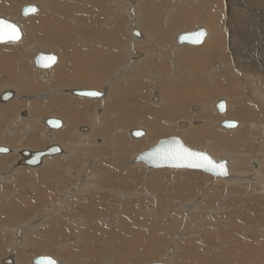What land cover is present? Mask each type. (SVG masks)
Returning <instances> with one entry per match:
<instances>
[{"label":"rangeland","instance_id":"obj_1","mask_svg":"<svg viewBox=\"0 0 264 264\" xmlns=\"http://www.w3.org/2000/svg\"><path fill=\"white\" fill-rule=\"evenodd\" d=\"M14 1L16 3L14 15L9 14L5 6L0 7V16L15 21L23 30V36L20 41L16 43H0V50L2 51L0 52L4 53L3 56L0 57V66L2 67H0V91L7 87L10 89L17 87L15 88L17 89V93H15L16 96L12 100L7 103L0 101V133L4 130L3 133L6 135L11 131V133L15 134L14 136L12 134L7 135V137L4 138V142L12 145V149L16 150L11 153L13 158L10 161L15 159L16 163H18V161L21 162V149H29L32 151L44 149L59 141L60 144H65L67 140L70 141L71 144H67V147L70 148V151L74 152H72L73 154L70 153V155L72 154V159L60 158L59 160L62 162L64 160L63 164L68 165V169L65 173H62L59 168V171L53 172L52 175L49 174L45 177L44 175H46L47 171L41 172L42 170L38 168L42 164V161L37 167H29L21 163L22 168H19L14 173H12L8 166L0 170V178H8L7 180L13 179L14 176H20L19 178L26 180L29 179L28 172L38 173L36 179L40 180L38 181L40 185L34 187L30 181L25 187L19 186L20 189L24 191L21 193L22 198L20 197V200L16 203H19L20 207H26L29 206L30 203H34L35 198L37 200L35 204L38 206L37 212L41 210L43 221L46 217L50 218V216H52L51 219H49V223L43 222L41 225L39 219L31 217L26 228L30 229L32 225H34L33 228H36L37 234L31 233L27 235V233L22 230L21 233H24L25 236L24 238L22 237L21 241H18L16 245H14L15 242L14 244L12 243L14 241L13 239L6 240L11 243V252L12 249H16L20 244L22 245L21 250H24L25 245L26 248L30 246L29 241L35 238L36 240H43V238L40 239L37 236L48 234L50 236L47 235V240L42 241L41 247L37 244H32L30 248L24 250L27 255H29L32 250V253H37L44 250H54L56 248L65 249L67 246H70L71 250L72 246H78L79 249L84 251L83 245L85 244L82 243L85 241L89 245L86 244V249L94 246H96L98 250L103 251L105 249H111V251L112 249H118L120 257L123 256L121 260L123 264L145 263L144 256L137 253L145 249L142 253L143 255L148 245H150L149 248L153 251L149 254L151 257L146 258L148 260L161 257L160 259H155V261L164 260L163 262H172L173 264H264V187L261 181L256 180L257 178H264V104L259 100L260 96L258 95L262 94V98L264 99V60H262L263 58L260 50H258V52H251V49L260 36L264 41V29H259V31L255 29L258 24H261V26L258 25L259 27H264V17L262 15V21H260L261 19L258 16V18L254 19L253 16L249 14L247 17H244V20L242 16H238L239 13L235 12V9L241 8L240 4H242L244 8L248 5L250 8L252 7L254 10L258 9V11L264 14V5L251 4L246 0H200L206 2L205 12L208 10L212 11V16L209 17L210 20L205 24L206 14L200 15L197 19L195 18L194 22H189L187 18L195 15L196 10L189 6L186 7V4H183L181 1L178 2V0L174 2H171L172 0H125L128 5L132 2L129 8L130 13L127 11V8L124 12L125 15H123L122 10L115 8L116 4L113 1L111 3V0H103L102 3L100 2L102 0ZM248 1L250 2V0ZM34 2H41L44 4L42 6L45 7L43 9L46 10L44 12V14L46 13L45 16L57 17L53 20L55 23L62 19L61 22H63V25L62 23L60 25H53L51 23L53 21L49 23L50 25L48 23L46 24L44 22L45 20H41L43 14L42 9H39V12L37 11L31 16H21L19 13L20 6L25 3ZM109 3H111L112 6ZM198 5H200V7L202 6L200 3H198ZM92 7L93 10H91ZM52 10H62L63 12L58 16H53L52 12H50ZM69 10H72L74 13ZM37 13L40 14L38 15ZM135 16L136 18H142V23L138 22L135 24L136 27H134L141 33V37L143 36L142 38H135L128 28V25H131L129 23ZM176 16L180 19L184 18L187 21L176 24V27L168 26L167 24L173 19H176ZM145 21L148 22L149 25L143 28L142 25ZM236 22H238V24H236ZM115 23H120L117 33L118 35L120 34L121 37H119L118 42L115 40L113 43H106L102 34L108 37L115 34L117 28ZM131 23H133V21ZM198 25H208V28L211 30H208V37L205 43L210 36L213 35L214 41L211 43V51H217L218 49L216 48L220 47L221 49H219L226 55L227 60L221 55L215 56L208 60L207 69L204 68L205 61H202V58L195 55L197 53H194V57L187 55L184 60L177 59L176 62L172 61V63H174V65L176 64L178 67L176 68L178 71L176 74L178 75L176 76L175 87L173 82L170 84L168 82L171 80L168 78V75H170L171 71L173 72L174 69L170 60L171 49L176 50L180 48V54L185 55L191 53L196 48H201L205 43L197 46L176 44L174 36L177 32L192 30ZM246 25L249 29L254 30V35L250 34L251 32L247 30ZM254 25L255 27L253 28ZM87 27L89 29H87ZM233 27L237 28L233 29ZM67 29L72 30L67 31ZM148 29L154 32H148ZM156 29H160L162 32L164 30L167 31L168 41L164 48L162 47L164 44L161 42H158L157 45L153 42L155 41L154 37L158 36V31H155ZM168 31L170 32L168 33ZM106 32L108 33L105 34ZM256 33H258L259 36ZM31 34L34 36L30 38ZM247 34H250L251 37L246 36ZM162 36L164 35L162 34ZM162 36L160 35L158 37L162 38ZM80 37L81 40H79ZM129 37L131 38L132 44L134 43L133 46L135 44L136 46H131L130 48L127 46L126 40H129ZM92 38H96V40L99 38V40L95 42ZM147 38L149 39L147 40ZM244 38H246V40ZM111 39L112 38L109 37L107 40L111 41ZM259 40L261 45H263L264 42L261 39ZM102 41L103 43H101ZM98 42L100 44H98ZM25 43L26 45H24ZM94 44H96V48L91 49L90 47ZM147 46L161 47L159 49L160 52L158 51L156 53L157 55L155 53L152 54L151 57L150 53L152 47L149 48ZM38 51L56 52L58 54L57 63L53 65L51 70L46 72L45 75L31 62L30 56L34 53L35 56ZM135 52L141 54V57H130L129 53L132 55V53ZM7 53L10 56L8 58ZM177 56L182 57V55L179 54H177ZM15 57L18 58V60L11 61V59ZM190 59L194 62H192L193 65H197L199 70H202L204 79L202 82H198L197 86L189 90L187 87H182L187 86L185 83L184 85H180L177 81H179L178 79L180 78L186 77L187 82H193L191 81V75L193 74L192 71L194 70V66L191 64ZM94 60L96 62H94ZM228 60H230V64L234 67H232L233 71L235 70V73L231 74L233 76L222 73L224 65L229 63ZM13 62H15L16 65H14ZM18 62H20L19 66L17 65ZM161 62L164 63V65L160 64ZM253 62H256L255 64L257 65ZM246 63L247 66H243ZM249 63H253L258 68L254 71L255 76L251 77L252 79L247 75V69L251 66ZM140 66L144 67V70L138 77L135 72ZM168 69L171 71H168ZM131 70V73L124 75ZM236 71L239 72V74ZM23 77H28V81L26 80L24 82ZM250 79L251 82H248ZM127 80L129 84L125 83ZM238 80L240 83L237 84V82H239ZM243 83L245 87H243ZM260 83L262 85H260ZM5 84L10 85L7 86ZM240 84L242 86H240ZM250 84L254 86L257 85V87H252L253 85ZM69 87L104 89L107 93L104 99H83L86 100L85 105L84 103H80L78 98H73L71 95L69 96V94L60 91L61 88ZM143 88H145V91ZM182 88L185 90H182ZM137 90L140 91L138 92ZM253 90H256L257 93ZM114 91L118 93L112 94ZM119 91H121V93H119ZM45 92L48 93L46 97L42 96L46 94ZM123 92H127V94ZM120 94L122 95L121 100L119 97L121 96ZM114 95L116 97L118 96L119 101ZM218 97L227 100L228 105L231 104L226 112H219L214 107V100L218 99ZM160 98L162 100H160ZM60 99L62 100L60 101ZM170 100L176 102V107L179 106L178 109L176 108V113L169 112L166 108L164 111L162 109L168 106L167 102ZM66 101L68 102L66 103ZM46 103L53 104L57 112L55 110V112L37 111L39 105ZM181 103L182 105L184 104V110ZM66 106L69 111L66 110ZM69 107H72V109ZM62 110H65V114ZM128 111L130 112L127 113ZM48 115L55 117L59 115L64 119V123H66V127L60 132L57 131L58 133L54 134L52 139H50L51 135L45 137L40 134L43 130L45 131L43 118ZM13 118H15V121L10 129V122ZM223 119H234L238 121L239 128L234 134L239 131L242 137L235 139L226 138V134H228V136L232 135V131L230 133V130L225 129L229 131L225 134L220 131L223 129L218 127V122ZM18 120L22 122L20 125L18 124ZM182 120H184V122ZM148 124H150V126ZM152 124L155 126L157 125L158 130L154 129V127L151 126ZM32 125L35 128L33 133H31L33 136L26 133L28 128ZM186 125H188V127ZM82 126L87 127V129H82ZM135 127H142L145 129V135L139 138H133L129 130ZM13 128H15V131L17 130L18 133L13 132ZM151 129H154V133L149 132ZM212 130L213 132H211ZM53 133L55 132L52 131L50 134ZM61 134H64V136L58 137ZM11 135L13 137H11ZM171 135L179 136L187 145L193 148L206 150L214 158H219L218 156H221V153L223 154V150L234 152V156H236L237 160L235 163L237 164L236 172L238 175L240 174L236 177L238 179L234 182L237 185L234 184L229 190H227L228 187L225 186L222 191L218 190V188L223 187V182H215V179H213L214 177L200 170L187 169L181 172L179 169L173 168L154 169L147 168L142 164L137 166L134 165L133 167L129 165V161L132 160L134 154L148 148L154 144L158 138ZM19 139L22 140L21 143L18 142ZM208 140L210 142H208ZM9 149L11 148L9 147ZM6 158H8V156H6ZM55 158L56 157L49 156L46 162L53 161ZM69 165L73 167L71 168ZM255 165L258 167L257 169H255ZM48 166H51V164H48ZM57 166L60 167L59 163H57ZM153 172H157L161 179H156V177L153 176L155 175ZM179 173H188L190 176L186 177V180L190 178L192 183L197 182L198 184H203L206 181H214V183L211 184L215 188L214 193L216 196L214 195V198L208 196L203 200L199 198L201 196H195L194 198L196 199L198 210L189 213H186V211L184 212V210L180 208L183 206H179V204L185 203L186 198L192 196L194 192H189L188 186H185V184H183L185 186L184 188L182 184H176L177 181L174 183L175 174ZM149 175L155 179L150 180L151 177L149 178ZM58 176L60 181L58 180ZM159 176L157 175V178H159ZM234 176L235 174L232 175V177ZM252 176H255V179H251ZM81 177L85 179L83 178L79 181ZM48 178H53L59 182H57L58 185L54 183L55 186L53 187L54 190H58L57 192L51 191ZM62 180L64 181V185L61 183ZM45 183L46 185H44ZM82 183L84 185L89 183L93 186H89L90 188H83ZM70 184L72 186L69 187L68 190L71 192V195L68 194V191L62 194L64 187H68ZM76 186L83 189H78V191ZM237 186H239V188H237ZM12 188L16 187H10L9 189L12 190ZM196 188L197 187H195L194 190H196ZM86 189H92V192L86 195L87 191H89ZM98 191L102 192L98 193ZM225 192H228V194ZM55 193L58 194L56 195ZM222 193L225 194L223 195ZM99 194L100 196H98ZM220 195H227L229 199L227 198L224 202L221 200ZM60 196H63V200L59 198ZM14 197L15 195H13V198ZM89 199L91 201H89ZM54 200H56L57 207L63 206L64 210L60 212L67 214L65 219L66 224L59 230L53 229L54 224L58 221L56 220L57 215H55L56 210L53 211L55 203L52 202L48 205V207L51 208L43 209V206L47 204V202ZM210 209H214V212H209ZM191 210H194L193 207ZM32 213L35 214V212ZM92 213H97L101 216H96L100 219L96 221V225V217L92 218L91 223L92 226L93 224L94 226L93 228H89L87 214ZM148 213L149 215H146ZM68 217H70V219ZM191 220L196 221V226L191 223ZM72 221L76 224H83L86 230H82L78 227L80 233L70 235ZM179 224L180 226L177 227ZM68 226H70L68 231L70 237L64 239L63 237L67 235L66 229H68ZM60 236L63 240L61 241V245L57 246V242L53 237L58 239ZM90 242L91 244H89ZM163 248H166L165 251H162ZM170 248L171 252H169ZM160 251L162 252L159 254V257H157L156 253H160ZM11 252H9L10 255ZM76 252H73V254L76 255L75 258H79L80 256H78V253L80 252L78 250ZM152 254H154L155 257H153ZM70 255L74 256L72 254ZM56 257L58 258L57 255ZM104 257L103 261H106L107 257L112 260V256L110 255ZM88 260L91 259L88 258ZM26 262L29 263V260L25 261V263ZM149 262L150 261H148V263ZM59 264H61L60 261ZM145 264H147V262Z\"/></svg>","mask_w":264,"mask_h":264},{"label":"bare ground","instance_id":"obj_2","mask_svg":"<svg viewBox=\"0 0 264 264\" xmlns=\"http://www.w3.org/2000/svg\"><path fill=\"white\" fill-rule=\"evenodd\" d=\"M58 1V0H57ZM78 1H80V0H78ZM82 1V0H81ZM85 1H87V0H85ZM112 1L116 4H114L115 5V8H117V9H120V10H122L123 11V15H125V10L127 9V11L130 13V3H132V2H128L129 3V5L127 4V2H125V0H111V3H112ZM127 1V0H126ZM136 1V0H135ZM134 1V2H135ZM138 1V0H137ZM175 0H172L171 2H174ZM177 1V0H176ZM179 1H181L183 4H186L187 6L186 7H191L192 9H194V10H196V13H195V15H193L192 17H190V18H187V20L190 22V21H195V18L197 19L200 15H202V14H206L207 15V17L205 18V24L207 23V21L208 20H210V16H212L211 15V10H208L207 12H205L206 11V9H205V6H206V2L204 1V2H202V1H200V0H196V1H198V2H196L195 0H178V2ZM200 1V2H199ZM248 3H251V4H261V5H264V0H250V2L248 1V0H246ZM0 2H3V3H0V7H3V6H5L6 7V9H7V11H8V13L9 14H13L14 15V12H15V7H16V3H15V1L14 0H0ZM43 2V1H42ZM101 3L103 2V0L102 1H100ZM110 2V1H109ZM46 3V2H45ZM111 3H109V4H111ZM198 3H200L202 6L200 7V5H198ZM33 4H35L36 6H37V9H38V12H39V9H42V11H43V14H42V17H41V20L43 19V20H45L44 22L47 24H49L51 21H53L55 18H57V17H46L45 16V14H44V12L46 11L45 9H43V8H45V7H43L42 5H44V4H42L41 2H34ZM58 4V3H57ZM77 4V3H76ZM108 4V3H107ZM134 4V3H133ZM80 5V4H79ZM128 5V6H127ZM170 5V4H169ZM78 6V5H77ZM82 6H84V5H82ZM110 6V5H109ZM111 6H112V4H111ZM240 6H241V8L239 7V8H236L235 9V12H237V13H239L238 14V16H242V19H244L245 20V18L244 17H247V15H252L253 16V18L254 19H256V18H260L261 19V16L263 15V17H264V14L262 13V12H260V11H258V9L257 10H254V8H250L248 5H246L245 6V8H244V5H242V4H240ZM21 7V6H20ZM57 7V6H56ZM46 8H47V6H46ZM264 8V7H263ZM262 8V9H263ZM3 9V8H2ZM48 10H49V8H47ZM58 9V8H57ZM80 9V8H79ZM104 9V8H103ZM205 9V10H204ZM252 9V10H251ZM83 10H84V8H83ZM91 10H93V7H92V9ZM99 10H101V9H99ZM170 10V9H169ZM264 10V9H263ZM70 11V10H69ZM132 11V10H131ZM177 11V10H176ZM262 11V10H261ZM3 12V11H2ZM50 12H52V14H53V16H58V15H60V14H62V10H59V11H56V10H52V11H50ZM70 12H72V10L70 11ZM76 12V11H75ZM87 12V11H86ZM19 13H20V8H19ZM41 13V12H40ZM39 13V14H40ZM72 13H74V12H72ZM71 13V14H72ZM88 13V12H87ZM93 13V12H92ZM106 13V12H105ZM111 13V12H110ZM127 13V12H126ZM134 13V12H133ZM231 13H232V11H231ZM230 13V14H231ZM35 14V13H34ZM38 14V13H37ZM38 14V15H39ZM67 14V13H66ZM235 14V13H234ZM21 15V14H20ZM32 15V14H31ZM30 15V16H31ZM37 15V16H38ZM93 15H94V13H93ZM22 16V15H21ZM233 16V15H232ZM258 16V17H257ZM36 17V16H35ZM62 17V16H61ZM113 17V16H112ZM118 17V16H117ZM239 17V18H240ZM40 18V17H39ZM67 18V17H66ZM231 18H234V17H231ZM237 18V17H236ZM38 19V18H37ZM91 19V18H90ZM106 19V18H105ZM113 19V18H112ZM242 19H240V20H242ZM252 19V18H251ZM62 20V19H61ZM61 20H58L57 21V23H55L54 21L53 22H51L53 25H60L61 23H62V25H63V22H61ZM67 20V19H66ZM84 20V19H83ZM93 20V19H92ZM142 18L141 17H137L136 18V16H135V18L134 19H132L131 20V22L133 21V23H129V24H131V25H128V28L131 30V34L135 37V38H140L141 37V33H140V36H136L135 34H133V29H134V27H136L135 26V24H137L138 22H140V23H142ZM184 20V21H183ZM187 20H185L184 18L183 19H180V18H178L177 16H176V19H173L172 21H170V23H168L167 25L168 26H170V27H176V24H180V23H182V22H186ZM236 20V19H235ZM35 21V20H34ZM68 21V20H67ZM87 21V20H86ZM116 21H117V19H116ZM233 21V20H232ZM260 21H262V19L260 20ZM73 22H75V21H73ZM77 22H79V21H77ZM106 22V21H105ZM188 22V23H189ZM240 22V21H239ZM241 22H245V21H241ZM41 23V22H40ZM97 23V22H96ZM250 23V22H249ZM258 23V22H257ZM36 24V23H35ZM69 24H72V23H69ZM68 24V25H69ZM87 24V23H86ZM94 24V23H93ZM109 24H110V22H109ZM114 24V23H113ZM204 24V23H203ZM236 24H238V22H236ZM50 25V24H49ZM84 25V24H83ZM106 25V24H105ZM115 25H116V33L115 34H113V35H111V36H109L110 38H112L111 39V41L110 40H107L109 37L108 36H106V35H104V34H102V36L104 37V40H105V42L107 43V42H111V43H113V41H115V40H117V42H118V40H119V37H121L120 36V34L118 35V33H117V29L120 27L119 25H120V23L118 24V23H115ZM141 25V24H140ZM139 25V26H140ZM147 25H149L148 24V22H143V25H142V27L143 28H145V27H147ZM235 25V24H234ZM257 25V24H256ZM259 26H261V24H258ZM256 26V28L255 29H257L258 31H259V29H264V27L263 28H261V27H259V26ZM39 26H41V25H39ZM72 26V25H71ZM81 26V25H80ZM88 26V25H87ZM198 26H202V27H204L205 29H206V36H205V39L203 40V42L201 43V44H204L205 43V41L207 40V37H208V30H211V29H209L208 28V25H198ZM241 26V25H240ZM28 27V26H27ZM48 27V26H47ZM52 27H55V26H52ZM68 27V26H67ZM89 27V26H88ZM87 27V29H89ZM94 27V26H93ZM197 27V26H196ZM239 27V26H238ZM246 27H247V25H246ZM255 27V25L253 26V28ZM37 28V27H36ZM56 28V27H55ZM59 28V27H58ZM74 28V27H73ZM76 28V27H75ZM85 28V27H84ZM122 28V27H121ZM120 28V29H121ZM212 28V27H211ZM237 27H233V29H236ZM41 29V28H40ZM47 29V28H46ZM60 29V28H59ZM91 29V28H90ZM94 29V28H93ZM194 29V28H193ZM33 30V29H32ZM55 30V29H54ZM63 30V29H62ZM72 29H70V30H68L67 29V31H71ZM77 30V29H76ZM78 30H80V29H78ZM115 30V29H114ZM128 30V29H127ZM141 30V29H140ZM247 30L249 31V32H251L250 34H252V35H254V30L253 29H249V27H247ZM43 31V30H42ZM46 31V30H45ZM67 31H66V33H67ZM82 31H83V29H82ZM106 31V30H105ZM118 31H121V30H118ZM129 31V30H128ZM151 31V29H148V32H150ZM155 31H158V36H162V34L165 36H162V38L161 37H158V36H156V37H154L155 39V41H153L154 43H155V45H157V43L158 42H161L162 44H164V45H162V47L164 48L165 46H166V42L168 41L167 40V37H168V34H167V31L166 30H164L163 32L159 29V30H155ZM186 31V30H185ZM188 31V30H187ZM233 31V30H232ZM241 31V30H240ZM21 32H22V35H21V37L23 36V30L21 29ZM35 32V31H34ZM51 32V31H50ZM75 32V31H74ZM80 32V31H79ZM152 32H154V31H151V33ZM170 31H168V33H169ZM225 32V31H224ZM26 33H28V32H26ZM70 33V32H69ZM77 33V32H76ZM75 33V34H76ZM94 33V32H93ZM108 32H106L105 34H107ZM179 32H177L176 33V35L178 34ZM234 33H236V32H234ZM242 33V32H241ZM29 34V33H28ZM32 34H33V32H32ZM30 35V38L31 37H33L34 35ZM35 34V33H34ZM37 34V33H36ZM46 34V33H45ZM96 34V33H95ZM100 34V33H99ZM98 34V35H99ZM144 34V33H143ZM167 34V35H166ZM222 34V33H221ZM220 34V35H221ZM239 34V33H238ZM237 34V35H238ZM250 34H247L246 36H249V37H251V35ZM257 35H258V33H256ZM26 35V34H25ZM41 35V34H40ZM71 35V34H70ZM74 35V34H73ZM79 35H80V33H79ZM84 35V34H83ZM175 35V36H176ZM244 35V34H243ZM36 36V35H35ZM38 36V35H37ZM47 36V35H46ZM86 36V35H85ZM114 36V37H113ZM174 36V37H175ZM210 36V35H209ZM218 36V35H217ZM240 36V35H239ZM259 36V35H258ZM56 37V36H55ZM58 37H59V35H58ZM67 37V36H66ZM65 37V38H66ZM74 37V36H73ZM94 37V36H93ZM117 37H118V39H117ZM123 37V36H122ZM143 37V36H142ZM141 37V38H142ZM221 37V36H220ZM236 37V36H235ZM243 37V36H242ZM40 38V37H39ZM84 38V37H83ZM106 38V39H105ZM150 38V37H149ZM149 38H147V40L149 39ZM233 39H235L234 37H232ZM36 39V38H35ZM47 39H49V38H47ZM57 39V38H56ZM61 39V38H60ZM152 39V38H151ZM232 39V40H233ZM245 40H246V38H244ZM259 39H261L262 41H263V39H262V37L260 36V38ZM257 40V42H255V44H254V47L251 49V52L253 53L254 51H257L258 52V50H260V52H261V55H262V60H264V48H263V45H261V42H260V40ZM26 40V39H25ZM30 40V39H29ZM54 40V39H53ZM79 40H81V37L79 38ZM82 40H84V39H82ZM92 40L93 41H98L99 40V38H98V40H96V38L95 39H93L92 38ZM139 40V39H138ZM20 41V40H19ZM32 41V40H31ZM73 41V40H72ZM87 41V40H86ZM85 41V42H86ZM150 41V40H149ZM173 41V40H172ZM176 41V40H175ZM214 40H213V35H211L210 36V38L208 39V41L201 47V48H196V49H194L191 53H188V54H180V52H181V49L180 48H177L176 50L175 49H171L172 50V52H171V54H170V60H171V63H172V61H174V62H176V60L177 59H181V60H184V59H186L185 57L187 56V55H189V56H195V55H198L200 58H202V61H205V67L204 68H208L207 67V62H208V60L209 59H211V58H214L215 56H222V57H224L226 60H227V58H226V55L225 54H223L222 52H221V48L219 49V48H216V49H218L217 51H215V50H213V51H211V43L213 42ZM223 41V40H222ZM66 42H68V41H66ZM77 42V41H76ZM221 42V41H220ZM224 42V41H223ZM243 42V41H242ZM246 42V41H245ZM264 42V41H263ZM79 43V42H78ZM84 43V42H83ZM101 43H103V41L101 42ZM137 43V42H136ZM176 44H179V43H177V41L175 42ZM217 43V42H216ZM219 43V42H218ZM236 43V42H235ZM253 43V42H252ZM72 44V43H71ZM74 44H76V43H74ZM81 44V43H80ZM88 44H89V42H88ZM98 44H100L99 42H98ZM126 44H127V46H129V48L131 47V46H133V44H132V42H131V38L129 37V40H126ZM172 44H174V43H172ZM201 44H199V45H201ZM250 44V43H249ZM24 45H26V43L24 44ZM95 45L96 44H94L93 46H91L90 48L91 49H95L96 47H95ZM112 45V44H111ZM119 45V44H118ZM124 45H125V43H124ZM217 45V44H216ZM218 45H220V44H218ZM222 45V44H221ZM233 45V44H232ZM248 45V44H247ZM251 45V44H250ZM249 45V46H250ZM67 46V45H66ZM65 46V47H66ZM101 46V45H100ZM103 46V45H102ZM109 46V45H108ZM134 46H136V44L134 45ZM133 46V47H134ZM169 46V45H168ZM174 46V45H173ZM176 46V45H175ZM193 46V45H192ZM197 46V45H196ZM98 47H99V45H98ZM121 47V46H120ZM147 47H149V48H151V53H150V55H151V57H152V54H156L158 51L160 52V48L161 47H156V46H147ZM223 47V46H222ZM242 47V46H241ZM22 48V47H21ZM105 48V47H104ZM103 48V49H104ZM110 48V47H109ZM136 48V47H135ZM172 48V47H171ZM238 48V47H237ZM6 49V48H5ZM20 49V48H19ZM86 49V48H85ZM224 49V48H223ZM49 50V49H48ZM82 50V49H81ZM102 50V49H101ZM1 51V50H0ZM16 51V50H15ZM55 51V50H54ZM198 51V52H197ZM218 51H220V52H218ZM2 52V51H1ZM0 52V57L1 56H3V54L4 53H1ZM20 52V51H19ZM83 52H85V51H83ZM150 52V51H149ZM56 55H57V57H58V54L56 53V52H54ZM95 53V52H94ZM148 53V52H147ZM184 53V52H183ZM194 53H197V54H195L194 55ZM250 53V52H249ZM256 53V52H255ZM35 54V53H34ZM34 54L33 55H31L30 56V58H31V62H32V64H34ZM88 54V53H87ZM96 54V53H95ZM134 53H132V55H133ZM139 54V53H138ZM144 54V53H143ZM177 54H179V55H182V57H180V56H177ZM83 55V54H82ZM85 55V54H84ZM129 55H130V57H132V55H131V53H129ZM140 55V54H139ZM147 55V54H146ZM157 55V54H156ZM184 55V56H183ZM254 55V54H253ZM256 55V54H255ZM259 55H260V53H259ZM258 55V56H259ZM18 56V55H17ZM144 56H145V54H144ZM162 56V55H161ZM176 56H177V58H176ZM252 56V55H251ZM8 57H10L9 55H8V53H7V58ZM134 57V56H133ZM139 57V56H138ZM141 57V56H140ZM236 57V56H235ZM257 57V56H256ZM94 58V57H93ZM223 58V59H224ZM239 58H241V57H239ZM89 59V58H88ZM101 59V58H100ZM16 61V60H18V58H12L11 59V61ZM58 60V59H57ZM191 60V59H190ZM258 60V59H257ZM30 61V60H29ZM230 60H228V62H229ZM238 61V60H237ZM251 61V60H250ZM94 62H96L95 60H94ZM99 62V61H98ZM111 62V61H110ZM127 62V61H126ZM154 62V61H153ZM188 62H190V61H188ZM193 61L191 60V64L193 65V63H192ZM260 62V61H259ZM14 63V65H16L15 64V62H13ZM13 63H11V64H13ZM56 63H57V61H56ZM55 63V64H56ZM103 63V62H102ZM148 63H152V62H148ZM226 63V62H225ZM254 64L256 63V62H253ZM253 63H249L251 66H252V68H251V66H250V68H248L247 69V71H248V77H254L255 76V74H254V71L255 70H257L258 68L255 66V65H257V64H253ZM263 63V62H262ZM19 64H20V62H18L17 63V65L19 66ZM54 64V65H55ZM97 64V63H96ZM108 64V63H107ZM160 64H162V65H164V63H160ZM220 64V63H219ZM91 65H93V64H91ZM144 65V64H143ZM3 66V65H2ZM34 66H35V64H34ZM95 66V65H94ZM120 66V65H119ZM194 66V70L192 71V75H191V78H192V80L191 81H193V82H187L186 81V77L185 76H183V77H185V78H180V79H178L179 81H177L178 83H180V85H184V83H185V85H187V86H182V87H187V88H189V90L191 89V88H193L194 86H197L198 85V82H202V80L204 79L203 78V76H202V70H199V67H198V70H197V67L195 66V65H193ZM215 66V65H214ZM220 66V65H219ZM243 66H247V63L245 64V65H243ZM264 66V65H263ZM1 67V66H0ZM36 67V66H35ZM53 67V65L50 67V68H48V69H40V68H38V67H36V68H38L39 70H41L42 71V73L45 75L46 74V72H48L49 70H51V68ZM172 67L174 68L173 69V72L170 70V69H168V71L170 70L171 71V74L170 75H168V78H170L171 80L170 81H168L169 82V84L171 83V82H173V84L175 85V87H176V76L178 75V74H176V72H178L177 70H176V68H178L177 66H176V64L174 65V63H172ZM196 67V68H195ZM216 67V66H215ZM221 67V66H220ZM223 67V66H222ZM232 65L230 64V62L227 64V65H224V67L222 68L223 69V71H222V73H225L226 75H231V74H233V73H235L234 71H233V69H232ZM235 67H236V64H235ZM2 68V67H1ZM109 68V67H108ZM234 68V67H233ZM240 68H242V67H240ZM188 69V68H187ZM215 69V68H214ZM108 70V69H107ZM144 70V67H142V66H140V67H138V69H137V71L135 72L136 73V76H138L140 73L142 74V71ZM221 70V69H220ZM241 70V69H240ZM82 71V70H81ZM218 71V70H217ZM238 71V70H237ZM236 71V72H237ZM260 71V70H259ZM112 72V71H111ZM132 72V70L131 71H129V72H124L125 74L124 75H128L129 73H131ZM145 72V71H144ZM156 72V71H155ZM211 72V71H210ZM213 72V71H212ZM219 72H221V71H219ZM262 72V71H261ZM38 73H39V71H38ZM157 73H161V72H157ZM181 73V72H180ZM215 73V72H214ZM218 73V72H217ZM238 74H239V72H237ZM259 73V72H258ZM111 74V73H110ZM219 74V73H218ZM224 74V75H225ZM242 74V73H241ZM244 74V73H243ZM246 74V73H245ZM28 76V75H27ZM122 76V75H121ZM133 76H135V75H133ZM155 76V75H154ZM164 76H166V75H164ZM189 76V75H188ZM231 76H233V75H231ZM264 76V75H263ZM132 77V76H131ZM139 77V76H138ZM152 77V76H151ZM243 77V76H242ZM247 77V76H246ZM136 78V77H135ZM217 78V77H216ZM222 78V77H221ZM257 78V77H256ZM27 79H29L28 77H23V81L25 82ZM77 79H79V78H77ZM245 79V78H244ZM252 79V78H251ZM251 79H250V81H248V82H251ZM254 79V78H253ZM110 80V79H109ZM134 80V79H133ZM137 80V79H136ZM247 80V79H246ZM258 80H259V78H258ZM262 80H263V77H262ZM28 81V80H27ZM190 81V80H189ZM228 81V80H227ZM239 81V80H238ZM85 82V81H84ZM137 82V81H136ZM165 82V81H164ZM223 82H225V81H223ZM258 82V81H257ZM263 82V81H262ZM12 83V82H11ZM77 83V82H76ZM126 84H129V81L127 80V82H125ZM238 83H240V81L239 82H237V84ZM253 83V82H252ZM85 84V83H84ZM123 84H124V82H123ZM134 84V83H133ZM132 84V85H133ZM140 84V83H139ZM138 84V85H139ZM249 84V83H248ZM247 84V85H248ZM5 85H7V86H9L8 84H5ZM26 85V84H25ZM141 85V84H140ZM139 85V86H140ZM192 85V86H191ZM230 85V84H229ZM233 85V84H232ZM243 85H244V83H243ZM250 85H253V84H250ZM260 85H262L261 83H260ZM124 86V85H123ZM130 86V85H129ZM143 86V85H142ZM165 86V85H164ZM225 86V85H224ZM234 86V85H233ZM237 86V85H236ZM240 86H242L241 84H240ZM11 87V86H10ZM15 87V86H14ZM134 87V86H133ZM151 87V86H150ZM226 87V86H225ZM243 87H245V85L243 86ZM252 87H257V85H253ZM15 88H17V87H15ZM10 89V88H5L4 90H2V91H0V94L2 93V92H4L5 90H7V89H10V90H12V91H14V93H17V89ZM69 88H74V87H69ZM118 88V87H117ZM136 88V87H135ZM186 88V89H187ZM76 89H80V88H76ZM124 89V88H123ZM144 89V91H145V88H143ZM243 89V88H242ZM98 90V89H97ZM120 90V89H119ZM125 90V89H124ZM177 90V89H176ZM175 90V91H176ZM182 90H185V89H183L182 88ZM60 91H61V89H60ZM128 91H129V89H128ZM138 91V90H137ZM140 91V90H139ZM138 91V92H139ZM144 91H142V92H144ZM252 91V90H251ZM254 91V90H253ZM256 91V90H255ZM254 91V92H255ZM117 91H114V92H112V94L113 93H116ZM132 92V91H131ZM133 92H134V90H133ZM132 92V93H133ZM136 92V91H135ZM260 92V91H259ZM262 92V91H261ZM46 93V92H45ZM64 93V92H63ZM107 93V92H106ZM118 93V92H117ZM119 93H121V91H119ZM123 93H126L127 94V92H123ZM130 93V92H129ZM175 93V92H174ZM173 93V94H174ZM256 93H257V91H256ZM255 93V94H256ZM47 94L48 93H46L45 95H42V96H47ZM136 94V93H135ZM176 94V93H175ZM38 95V94H37ZM121 95V94H120ZM138 95H139V93H138ZM259 96H260V98H259V100L264 104V99L262 98V94H258ZM16 95L14 94V96H12V98H10L8 101H6V103L7 102H9L10 100H12L14 97H15ZM71 96H74V97H76V99L77 98H82V99H98V98H87V97H79V96H75V95H71ZM115 96V95H114ZM127 96V95H126ZM176 96V95H175ZM105 97V96H104ZM104 97L103 98H101V99H104ZM112 97V96H111ZM120 97V100H121V98H122V95L121 96H119ZM135 97V96H134ZM174 97V96H173ZM243 97V96H242ZM115 98L118 100V96L116 97L115 96ZM139 98V97H138ZM164 98V97H163ZM220 98H222V97H218V99H215L214 100V107L216 108V110H217V105H216V103H217V101L220 99ZM100 99V98H99ZM117 100H116V102H117ZM160 100H162L161 98H160ZM175 100V99H174ZM174 100L173 101H169V102H167L168 103V106H166V107H164V108H162L163 109V111H164V109L166 108L169 112H175L176 113V108L178 109L179 108V106L178 107H176V102H174ZM179 100V99H178ZM71 101V100H70ZM119 101V100H118ZM226 101V109H225V111L224 112H226L228 109V107H230V105H228V101L227 100H225ZM68 101H66V103H67ZM88 102V101H87ZM122 102V101H121ZM125 102H128V101H125ZM73 103V102H72ZM129 103H132V102H129ZM162 103H164V102H162ZM18 104H20V103H18ZM73 104H75V103H73ZM78 104V103H77ZM85 105H86V103H84ZM122 104V103H121ZM166 104V103H165ZM3 105V104H2ZM14 105H17V104H14ZM13 105V106H14ZM33 105H35V104H33ZM79 105V104H78ZM178 105H179V103H178ZM181 105H182V103H181ZM184 105V104H183ZM182 105V106H183ZM11 106V105H10ZM19 106V105H18ZM68 106V105H67ZM67 106H66V110H67ZM164 106V105H163ZM16 107V106H15ZM20 107V106H19ZM38 107V106H37ZM79 107H80V105H79ZM84 107V106H83ZM87 107V106H86ZM200 107H202V106H200ZM5 108V107H4ZM8 108V107H7ZM11 108V107H10ZM70 108V107H69ZM134 108V107H133ZM64 109V108H63ZM70 109H72V107L70 108ZM78 109V108H77ZM132 109V108H131ZM181 109V108H180ZM8 110H10V109H8ZM7 110V111H8ZM50 111V112H52V111H56V109H55V107L53 106V104H48V103H46V104H41V105H39V107L37 108V111ZM183 110H184V106H183ZM54 111V112H55ZM67 111H69V110H67ZM66 111V112H67ZM162 111V112H163ZM199 111H201V110H199ZM39 112V113H40ZM57 112V111H56ZM62 112L65 114V110H62ZM130 111H128L127 113H129ZM157 112H159V111H157ZM68 113V112H67ZM159 113H161V112H159ZM27 114V113H26ZM55 114V113H54ZM58 114V113H57ZM89 114V113H88ZM192 114V113H191ZM72 115V114H71ZM98 116V115H97ZM189 116H190V114H189ZM47 117H50L49 115L48 116H45L44 118H43V125L45 126L44 128H45V131L43 130L40 134L41 135H43V136H45V137H48V135H51L49 138L50 139H52L53 138V135L54 134H56V133H58L57 131H61L63 128H65L66 127V123H64L63 121H62V126L60 127V128H58V130H54V129H48V127H46V125L44 124V122H45V119L47 118ZM55 117V116H54ZM92 119H93V117H92ZM120 119V118H119ZM71 120V119H70ZM122 120V119H121ZM125 120V119H124ZM19 121V125H20V123H22L20 120H18ZM113 121V120H112ZM120 121V120H119ZM181 121V120H180ZM183 122H184V120H182ZM222 120H220L218 123H220ZM158 122V121H157ZM189 122V121H188ZM238 122V121H237ZM71 123V122H70ZM109 123V122H108ZM177 123V122H176ZM192 123V122H191ZM217 123V124H218ZM241 123V122H240ZM111 124V123H110ZM187 124H189V123H187ZM67 125H68V123H67ZM71 125V124H70ZM111 125H113V124H111ZM149 126H150V124H148ZM238 125H239V123L237 124V126L236 127H234V128H232V129H230V128H225V127H222V126H220L219 124H218V127H221L223 130H220L221 132H223L224 134L225 133H228L229 131H226V130H230V133H231V131H232V135H229L228 136V134H226L227 136H226V138L228 137V139L229 138H240V137H242V135L240 134V132L238 131L236 134H234V132L239 128L238 127ZM27 126H29V125H27ZM33 126V125H32ZM32 126H30L29 127V129L27 130V134H31V133H33V130L35 129L34 128V126L32 127ZM103 126V125H102ZM101 126V127H102ZM152 127H154V129H157L158 130V126L156 125H154V124H152L151 125ZM187 127H188V125H186ZM191 126H193V125H191ZM241 126V125H240ZM108 127H109V125H108ZM37 128V127H36ZM106 128V127H105ZM104 128V129H105ZM186 128V127H185ZM213 128V127H212ZM215 128V127H214ZM14 130H15V128H13ZM25 129V128H24ZM100 129V128H99ZM103 129V130H104ZM154 129H151L149 132L151 133V132H153L154 131ZM216 129H218V128H216ZM226 129V130H225ZM13 130V132H17V130L16 131H14ZM68 130V129H67ZM159 130H160V128H159ZM182 130H184V129H182ZM208 130V129H207ZM52 131L53 132H55V133H53V134H50V133H52ZM192 131V130H191ZM208 131H210V130H208ZM12 132V131H11ZM102 132V131H101ZM105 132V131H104ZM103 132V133H104ZM196 132V131H195ZM211 132H213V130L211 131ZM218 132V131H217ZM18 133V132H17ZM16 133V134H17ZM25 133V132H24ZM64 133H67V132H64ZM81 133V132H80ZM154 133V132H153ZM193 133V132H192ZM96 134V133H95ZM197 134V133H196ZM222 134V133H221ZM8 135V134H7ZM7 135L6 134H4V137H1L0 138V140H4V138L5 137H7ZM20 135V134H19ZM32 136H33V134H31ZM30 135V136H31ZM83 135H85V134H83ZM93 135H94V133H93ZM145 135V134H144ZM152 135V134H151ZM206 135V134H205ZM31 136V137H32ZM36 136V135H35ZM61 136H64V134L63 135H61ZM61 136H58V137H61ZM218 136V135H217ZM219 136H220V133H219ZM11 137H13L12 135H11ZM81 137V136H80ZM142 137V136H141ZM30 138V137H29ZM54 138H57V137H54ZM64 138V137H63ZM63 138H61V139H63ZM83 139H85L84 137H82ZM134 138V137H133ZM31 139H33V138H31ZM60 139V138H59ZM118 139H120V138H118ZM123 139V138H122ZM29 140V139H28ZM70 140V139H69ZM226 140V139H225ZM58 141V140H57ZM66 141V140H65ZM15 142V141H14ZM19 143H21L22 142V140H20L19 139V141H18ZM208 142H210L209 140H208ZM212 142H213V140H212ZM13 143V142H12ZM28 143V142H27ZM30 143H32V142H30ZM36 143V142H35ZM57 143H59V146L61 147V151H60V153H58V154H56V155H53V156H51V157H56L55 159H53V161H47L46 162V160H47V157L48 156H44L43 158H42V164L40 165V163L37 165V166H39L38 168L40 169V170H42L41 172H43V171H47L48 172V174H53V172H57V171H59L58 169L60 168V167H58L57 166V163H59V162H62V161H59L60 160V158H65V159H72L71 158V155L73 154L72 152H74V151H70V148H68L67 147V144L69 145V144H71V142L70 141H68L67 140V142H65V144H63V143H61L60 144V141L59 142H57ZM7 144V143H6ZM210 144V143H209ZM9 145V144H8ZM24 145V144H23ZM126 145V144H125ZM10 146H12V145H10ZM31 146V145H30ZM208 146V145H207ZM210 146V145H209ZM21 147V146H20ZM48 147V146H47ZM72 147V146H71ZM9 148V147H8ZM11 148V147H10ZM24 148V147H23ZM29 148V147H28ZM46 148V147H45ZM44 148V149H45ZM212 148H213V146H212ZM19 150V149H18ZM39 150H42V149H39ZM16 150L15 149H9V152H7V154H9V153H13V152H15ZM30 151H32V150H30ZM21 152V151H20ZM84 152V151H83ZM223 152V154L221 153V156H218L219 158H226L227 159V162H228V176L227 177H225V178H221V177H218V178H213V179H215L214 181L216 182V181H220V182H223V187H219L218 188V190H222L223 191V188L225 187V186H227L228 187V189L227 190H229V188L230 187H233V185L235 184L234 182L238 179V178H236L237 176H239L238 174H237V172H236V165L237 164H235L236 162H237V160H236V156H234V152H230V151H227V150H223L222 151ZM17 153V152H16ZM70 153H72L71 155H70ZM1 154V153H0ZM2 154H5V153H2ZM21 154V153H20ZM135 155V154H134ZM134 155H133V157H134ZM132 157V158H133ZM21 159H22V157H21ZM217 159V158H216ZM3 160V159H2ZM17 161V160H16ZM68 161V160H67ZM49 162V163H48ZM63 162H64V160H63ZM47 164V165H46ZM48 164H51V166H48ZM68 164V163H67ZM140 164H142V163H137V162H134L133 160H131V161H129V165L130 166H137V165H140ZM258 164V163H257ZM46 165V166H45ZM143 165V164H142ZM8 168L9 169H11V171H12V173H14V172H16L19 168H22L21 167V162H19L18 161V163H16L15 162V159L14 160H12V161H10L9 163H8ZM37 166H33V167H37ZM45 166V167H44ZM68 166V165H67ZM70 167H71V165H69ZM145 166V165H144ZM29 167H31V166H29ZM43 167V168H42ZM61 167H63V166H61ZM38 168H32V169H38ZM258 167H256V165H255V169H257ZM260 169V168H259ZM39 170V171H40ZM61 170V169H60ZM135 170V169H134ZM154 170V169H153ZM181 172H184V171H186L187 169H179ZM132 171V170H131ZM190 171V170H189ZM21 172V171H20ZM75 172V171H74ZM73 172V173H74ZM256 172V171H255ZM11 173V172H10ZM65 173V172H64ZM111 173V172H110ZM155 175H153V176H155L156 177V179H161L160 178V176H159V174L157 173V172H153ZM257 173H258V170H257ZM66 174H67V172H66ZM70 174V173H69ZM233 174H235V176L234 177H232V175ZM259 174V173H258ZM2 175V174H1ZM43 175V174H42ZM157 175L159 176V178H157ZM176 176H175V180H173L174 181V183H175V181H177V183L176 184H179V185H181L182 184V186L185 188V186L187 185L188 186V190H189V192H191V193H193L194 192V194L192 195V196H188L187 198H186V202L184 203H181V204H179V206H183V207H180L181 209H183L184 210V212L186 211V213H189V212H192V211H197L198 210V208H197V202H196V199L194 198L195 196H201V197H199V198H201L202 200L203 199H205V197H208V196H212L213 198H214V195H215V191H214V186H212V184L211 183H214V181L213 182H210V181H206V182H204L203 184H198L197 182L196 183H192V181L190 180V178H189V180H186V177H189L190 175L188 174V173H179V174H175ZM44 176H46V175H44ZM78 176V175H77ZM79 177V176H78ZM151 176L149 175V178H150ZM185 177V178H184ZM231 177V178H230ZM242 177V176H241ZM259 177L261 178V176H260V174H259ZM84 178V177H83ZM82 177L81 178H79V181L81 180V179H83ZM89 178V177H88ZM130 178V177H129ZM240 178V177H239ZM85 179V178H84ZM151 179H155V178H153V177H151L150 178V180ZM163 179V178H162ZM251 179H255V176H252L251 177ZM250 179V180H251ZM256 180H258V181H261L262 182V185H263V187H264V178H261V179H256ZM51 181V180H50ZM60 181V180H59ZM18 182V181H17ZM186 182V183H185ZM241 182V181H240ZM252 182V181H251ZM229 183H231V184H229ZM237 183V182H236ZM53 184H54V182H53ZM83 184V183H82ZM183 184H185V186L183 185ZM215 184H217V183H215ZM224 184H227V185H224ZM89 185H91V184H89V183H87V184H83V188H87V187H89ZM235 185H237V184H235ZM166 187V186H165ZM195 187H197L196 188V190H194L195 189ZM216 187V186H215ZM51 188V187H50ZM83 188H80V189H83ZM90 188V187H89ZM237 188H239V186H237ZM236 188V189H237ZM92 189H94V188H92ZM47 190V189H46ZM86 190H89V189H86ZM226 190V191H227ZM232 190H233V188H232ZM79 191V190H78ZM69 192V191H68ZM88 192V191H87ZM122 192H124V191H122ZM225 193H227L228 194V192H225ZM225 193H222L223 195L225 194ZM63 194V193H62ZM144 194V193H143ZM221 194V195H222ZM71 195V194H70ZM115 195V194H114ZM191 195V194H190ZM220 195V196H221ZM216 196V195H215ZM70 197V196H69ZM219 197V196H218ZM212 198V199H213ZM227 195H225V196H221V200H227ZM195 199V200H194ZM229 199V198H228ZM176 200V199H175ZM200 200V199H199ZM174 201V200H173ZM223 201H222V203H223ZM179 202V201H178ZM225 202V201H224ZM206 203H207V201H206ZM209 203V202H208ZM225 205V204H224ZM192 207H193V209L194 210H191L192 209ZM200 207V206H199ZM220 209V208H219ZM53 210H55V209H53ZM191 210V211H190ZM214 209H210L209 210V212H214L213 211ZM234 210V209H233ZM146 211V210H145ZM149 212V211H148ZM56 213V212H55ZM84 213V212H83ZM150 213H151V211H150ZM48 214V213H47ZM120 214V213H119ZM49 215V214H48ZM146 215H149V213L148 214H146ZM151 215H152V213H151ZM193 218V217H192ZM74 219V218H73ZM189 219V218H188ZM43 220V219H42ZM72 220V219H71ZM77 220V219H76ZM105 220V219H104ZM31 221V220H30ZM86 221V220H85ZM182 221V220H181ZM187 221V220H186ZM38 222V221H37ZM80 222V221H79ZM115 222V221H114ZM190 222V221H189ZM74 223V222H73ZM191 223H193L194 224V226H196V221L195 220H191ZM28 224V223H27ZM202 224V223H201ZM200 224V225H201ZM30 225H32V224H30ZM36 225V224H35ZM72 225V224H71ZM77 225H80L81 226V224H77ZM83 225V224H82ZM173 225H175V224H173ZM34 226V225H33ZM178 226H180V224L179 225H177V227ZM38 227V226H37ZM177 229V228H176ZM10 230V229H9ZM178 230H179V228H178ZM21 233V232H20ZM171 234H174V233H171ZM179 235V234H178ZM181 235H182V232H181ZM180 235V236H181ZM190 235V234H189ZM23 238H24V236H23ZM15 241V240H14ZM69 241V240H68ZM71 241H72V237H71ZM75 243V242H74ZM14 244V243H13ZM12 244V245H13ZM17 244V243H16ZM16 244H14V245H16ZM63 244V243H62ZM66 244V243H65ZM25 245V244H24ZM26 246V245H25ZM66 246V245H65ZM12 248H14V247H12ZM59 248V247H58ZM61 248V247H60ZM166 249V248H165ZM13 250V249H12ZM173 250V249H172ZM172 256V255H171ZM12 257V256H11ZM122 257V256H121ZM105 258V257H104ZM103 259V258H102ZM13 260V259H12ZM14 261L15 262H8V263H4V264H19L18 263V260L16 259V257L14 258ZM105 261V260H104ZM110 261V258L109 257H107V260L105 261L106 262V264H107V262H109ZM157 261V260H156ZM164 261V260H163ZM104 262V263H105ZM148 262V261H147ZM155 262V261H154ZM146 263V262H145ZM145 263H143V264H145ZM25 264H32V262L31 263H28V262H26ZM57 264H59V260L57 259Z\"/></svg>","mask_w":264,"mask_h":264},{"label":"crops","instance_id":"obj_3","mask_svg":"<svg viewBox=\"0 0 264 264\" xmlns=\"http://www.w3.org/2000/svg\"><path fill=\"white\" fill-rule=\"evenodd\" d=\"M72 97L75 98L74 96H72ZM61 100L62 99H60V101ZM78 100H79L80 103H85L86 102V100H83V99H80V98H78ZM58 118H60V120L64 122V119H62L61 116L58 115ZM14 121H15V118H13L12 121L10 122V129L12 128ZM82 129H87V127L82 126ZM3 131L4 130H2L1 133H0V138L4 137ZM10 134H12L13 136L15 135L14 133L9 132L8 135H10ZM61 135H59V136H61ZM0 145H6L8 147H11L10 145H8V143L6 144V142H4V140L0 141ZM6 156H8V158H6ZM12 158H13V156L11 155V153H9V154H7V153L2 154L1 153L0 154V170L2 168H7V163ZM59 166H60V169H61L60 171H62V173L65 172L68 169L67 165H64L63 162H59ZM61 166H63V167H61ZM89 169H90V167H89ZM69 170H72V169H69ZM48 175L49 174L47 172L46 176H48ZM28 176H29L28 177L29 179H26V180H24L23 178H19L20 176L19 177H15L14 176L13 179H10V180H7L8 178H2V177L0 178V264H4V262L7 259H10L12 261V263H13V262H15L14 261L15 257H17L16 259L18 260L19 264H25V261H27V260H29V263H31V260L34 257H36L38 255H42V254L53 256L54 258H56V260L59 259L61 264H106V262L103 261V259H102L106 255L112 256V260L107 262L108 264H123V263H121V260H122L123 256L120 257V255L118 253V249H115V250L112 249V251H111V249H107V250L105 249L103 251V250H98L96 248V246H94V247L88 248L89 249L88 250V249H86L88 244L85 241L82 243V244H85V245H83L84 251H82V249H79L78 246H72V250L70 249V246H67V248H65V249L64 248H61V249H57L56 248L57 251H56V249H54V250L51 249L50 251H45L44 250V251H40V252H37V253H32L33 252V250H32V252L29 255H27V253L24 250L30 248L32 246V244H37L39 247H41L42 241H46L48 236H50L48 234H47L48 236L46 234H43V236H37L40 239L43 238V240H36V238H35L34 240L29 241L30 246L27 247V248L24 246V250H21V246L22 245L20 244V245L17 246L16 249H13L12 252H11V250H10L11 243L7 242L6 240L13 239L15 241H13L12 243L15 242V244L18 241H21L22 237L25 236L24 233H20L22 230H24L25 233H27V235H29L31 233H36L37 234V230H36V228L35 229L33 228V225H32V228H30V229L26 228L27 227V223H28L29 219H31V217L39 219L40 225L43 222L49 223V219H51V217H52V216H50V218L46 217L44 219V221L42 220L41 210L38 211L39 213L37 212L38 206L35 204V201H37L35 198H34V203H30V205L26 206V207H20L19 206L20 204L16 203L18 200H20V197L22 198V196H21L22 194L21 193L24 191V190L20 189L19 186L25 187L27 185V183L30 182V181L32 182L31 184L34 185V187L37 186V185H40V183L38 182L40 180L36 179L38 177V173H35V172L30 173V172H28ZM59 179L60 178L58 176V180ZM48 180L49 181L51 180L50 184H49L50 187H51V191L57 192L58 190H54V188H53L55 186L53 184V182L57 183L58 181H56L53 178H48ZM3 182H5V183H3ZM58 183H57V185H58ZM61 183H62V185H64V181L63 180L61 181ZM44 185H46V183ZM14 186L16 188H12V190L9 189L10 187H14ZM71 186L72 185L70 184V185H68V187H64L62 193H65L66 191H69L68 188L71 187ZM89 186L92 187L93 185H89ZM94 188H95V186H94ZM76 189L78 190L80 188L77 187ZM91 190L92 189H90L87 193H86V190H85L86 195L90 194L92 192ZM101 192L102 191H98V193H101ZM70 193L71 192H69L68 194H70ZM13 195H15L14 198H13ZM98 196H100V194ZM74 197H76V196H74ZM59 198L60 199L62 198V200H63V196H60ZM89 201H91V200L89 199ZM52 202L55 203L53 209L56 210L55 215H57L56 216V220H58L56 222V224H54L55 221L53 222V224H54L53 229H58L59 230L60 228L63 227L64 224H66L65 219L67 217V214H65L64 212H60V211H63L64 209H63V206H61V207H57L56 206V200L51 201V202H47V204H45L43 206V209L51 208V207H48V205L51 204ZM55 210H53V211H55ZM32 212H35V214H33ZM97 215H98L97 213L87 214V216H88L87 217V219H88L87 223H88V227L89 228H93L94 224L92 226V223H91L92 222V218H95ZM98 216L100 217L101 215H98ZM68 218L70 219V217H68ZM68 218H67V222H68ZM98 220H100V219H98L96 217L95 218V225H96V221H98ZM25 223H26V225H25ZM42 225H44V224H42ZM81 226L77 225L76 223H73V221H72V225H71L72 229L70 231V235L80 233L79 232V228L82 229V230H84V229L86 230V228L83 225H81ZM69 228H70V226H68V229H66L67 235H68ZM64 229H65V227H64ZM67 235H65V237H63V236L62 237L64 239L66 237H70L69 235L68 236ZM60 238H61V236L58 239H56V237H53V239L56 240V242H57V246H60L61 245V241L63 240V238H61V239ZM89 244H91V242ZM78 245H79V243H78ZM149 246L150 245H148V247H146V252H144L143 255H142V253H143V251L145 249L144 250L143 249L140 250L137 254H140L141 256H144L143 258H144V261H146V262L147 261L154 262L155 259H160L161 257L160 258H153V259H150V260L146 259V258L151 257V255H149V254L151 252H153L151 250V248H149ZM77 250L80 252V253H78L79 254L78 256H80L79 258H75L76 255L73 254V252L75 253ZM162 251H165V248H163ZM162 251H160V253H156V256L159 257V254H161ZM9 252H11V255L9 254ZM24 252H25V254H24ZM70 254H72L74 256H71ZM56 255L58 256V258L56 257ZM121 255H122V253H121ZM152 256L155 257L154 254H152ZM88 258H90L91 260H88ZM92 260H95V261H92ZM159 261H161V260H159ZM168 263H170V262H168ZM170 264H173V263L171 262Z\"/></svg>","mask_w":264,"mask_h":264},{"label":"water","instance_id":"obj_4","mask_svg":"<svg viewBox=\"0 0 264 264\" xmlns=\"http://www.w3.org/2000/svg\"><path fill=\"white\" fill-rule=\"evenodd\" d=\"M29 6H35L37 8V6L33 3H25L20 7V14L22 16H28L34 13H30L28 15L24 14V9L26 7ZM38 10V9H37ZM3 19L9 20L10 22L15 23L16 25H18L15 21L5 18V17H1ZM19 26V25H18ZM20 30L21 27L19 26ZM133 34H135L136 36H140V32L134 28L133 30ZM203 32L205 35L202 37H199L200 42L199 43H192L191 40L196 38L195 34ZM22 34V32H21ZM206 36V29L202 26H197L192 30H188V31H181L179 32L176 36H175V40L177 41V43L179 44H189V45H199L203 42V40L205 39ZM41 56H54L56 57L55 62H50V61H41L39 60V57ZM140 57L141 54L139 55L138 52H135L132 57ZM34 64L36 67L40 68V69H48L50 68L52 65H54L57 61V55L53 52H45V51H38L36 53V55L34 56ZM45 63H50L51 66L50 67H43L42 65ZM61 91H63L64 93H67L69 95H75V96H79V97H87V98H103L106 95V91L104 89H94V88H80V89H76V88H61ZM89 91H95L97 93H99L98 96L95 97H90L87 95H84V93L89 92ZM14 91L7 89L4 92H2L0 94V101L1 102H6L8 101L10 98H12V96H14ZM48 95V94H47ZM223 105V108L220 107V105ZM216 107H217V111L219 112H224L226 109V101L223 98H220L217 103H216ZM44 124L46 125V127H48V129H58L62 126V121L60 120V118L58 117H54V116H50L47 117L45 119ZM238 124V122L234 119H223L219 125L225 128H234L236 127ZM130 135L134 138H139L141 136H143L145 134V129H143L142 127H135L129 130ZM139 133V135H138ZM174 140H179L185 147L190 148L193 151H199V152H204L207 155H209L214 161H216L217 163L223 162L225 165V171H226V175L224 174H220L219 170H215V171H209L206 170L204 168H189V167H178L175 166L174 162H170L168 160L159 158L157 156H153V155H149L150 153H153L154 150L158 147H160L162 144L163 145H167L169 143H171ZM0 149H4V151H0V153H7L9 152V148L6 145H0ZM21 163H23L24 165L27 166H37L42 158L44 156H53L56 155L58 153H60L61 151V147L56 144L53 143L51 145H49L48 147H46L45 149L42 150H33L30 151L29 149H21ZM132 160L134 162L137 163H142L143 165H145L147 168H154V169H158V168H173V169H192V170H200L203 171L207 174H210L212 177L214 178H225L228 176V162L226 158H214L209 152H207L206 150H200L197 148H193L189 145H187L179 136L176 135H171V136H166V137H160L156 140V142L154 144H152L151 146H149L148 148L141 150L140 152L136 153L134 155V157L132 158ZM169 252H171V248L169 250ZM46 259H51L54 260L57 264V260L56 258H54L53 256L50 255H46V254H42V255H38L36 257H34L31 262L32 264H41V261L46 260ZM8 262H12L10 259H7L4 263H8ZM108 264V263H107ZM147 264H170L168 262H163V261H155V262H150Z\"/></svg>","mask_w":264,"mask_h":264},{"label":"snow or ice","instance_id":"obj_5","mask_svg":"<svg viewBox=\"0 0 264 264\" xmlns=\"http://www.w3.org/2000/svg\"><path fill=\"white\" fill-rule=\"evenodd\" d=\"M24 14L36 13L38 10L35 6L26 7ZM21 30L18 25L9 20L0 18V43H16L21 39ZM203 32L195 34L196 38L192 39V43H199V37L204 36ZM41 61L55 62L56 57L54 56H41ZM43 67H50V63H45ZM84 95L95 97L99 93L95 91H89ZM223 108V105H220ZM139 135V133H138ZM4 151V149H0ZM149 155L157 156L159 158L174 162L175 166L178 167H189V168H204L209 171L219 170L220 174L226 175L225 165L223 162L217 163L209 155L204 152L193 151L188 147H185L179 140H174L167 145H161L156 148L153 153ZM41 264H56L54 260L46 259L41 261Z\"/></svg>","mask_w":264,"mask_h":264}]
</instances>
